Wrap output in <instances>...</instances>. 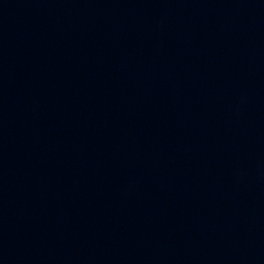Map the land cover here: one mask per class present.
Masks as SVG:
<instances>
[{"label": "water", "instance_id": "95a60500", "mask_svg": "<svg viewBox=\"0 0 264 264\" xmlns=\"http://www.w3.org/2000/svg\"><path fill=\"white\" fill-rule=\"evenodd\" d=\"M0 180L172 264H264V0H0Z\"/></svg>", "mask_w": 264, "mask_h": 264}]
</instances>
